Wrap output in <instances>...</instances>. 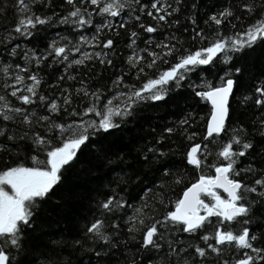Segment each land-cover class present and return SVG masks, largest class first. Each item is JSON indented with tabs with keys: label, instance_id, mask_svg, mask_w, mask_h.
<instances>
[{
	"label": "snow or ice",
	"instance_id": "1",
	"mask_svg": "<svg viewBox=\"0 0 264 264\" xmlns=\"http://www.w3.org/2000/svg\"><path fill=\"white\" fill-rule=\"evenodd\" d=\"M208 8L201 26L199 4L186 0H12L0 32V146L11 145L0 150L15 157L0 168V264H264V0ZM51 28L65 32L43 47L18 43ZM54 68L49 83L41 72ZM237 92L252 105L251 131L231 122ZM180 100L207 114L185 112L117 146L145 110ZM86 156L111 175L90 213L70 233L30 240ZM189 166L196 177L184 185Z\"/></svg>",
	"mask_w": 264,
	"mask_h": 264
},
{
	"label": "trees",
	"instance_id": "2",
	"mask_svg": "<svg viewBox=\"0 0 264 264\" xmlns=\"http://www.w3.org/2000/svg\"><path fill=\"white\" fill-rule=\"evenodd\" d=\"M187 3L196 2L200 6V10L197 12L198 22L202 25V20L200 17L204 12L208 11V6L210 4H216L222 6L229 2V0H186ZM5 4L8 5L7 9L0 13V32L3 31L4 27L9 25L13 19V9H12V0H0V9H4ZM46 11V10H45ZM145 23H149L147 19L144 20ZM181 27V32H182ZM227 32V28L224 29ZM57 32L64 33V28H51L42 31L38 39L29 38L28 42L23 40L18 41L22 47H43L47 42L45 37L51 38ZM155 35L159 36L160 33ZM124 33L121 31V42L118 46V52L121 56L128 52L124 48L123 44ZM143 47V44H141ZM122 49V51H121ZM254 58H257L253 66V71L258 73L259 71V50L252 54ZM117 64L119 65L120 61L117 59ZM167 65L160 64L159 70H164ZM96 71H99L97 66ZM59 72V68H54L52 70L44 69L41 72V76L44 77L49 83L52 82L55 75ZM111 73L105 71L102 76L96 77L94 74L91 79L88 80L89 85L95 87L98 83H104ZM79 79V77H78ZM73 87L78 86L77 82H72ZM186 87V86H185ZM47 91V89H44ZM241 93L237 92L231 97V122H238L243 125H247L249 130L253 128L252 119L254 112L252 110V105L249 104L247 107H244L240 103ZM191 107L185 105L183 100L179 101L178 106H170L167 110L163 109H147L143 112L142 116L138 120L135 126H132L125 130L124 133L117 134V146H119V141L122 139H131L132 141L139 140L141 136H146L147 132L150 131L152 126H156L170 121L178 119L179 116L183 115L185 112L194 111L197 117H203L207 114V109L201 103L197 105L190 101ZM201 121H198V125ZM143 128L144 132L141 133L139 130ZM198 132L202 131L201 127H197ZM179 137H173V140L179 142ZM202 139V137H201ZM259 139V137H257ZM197 143L200 140L195 141ZM190 146V145H189ZM181 148L184 145H180ZM210 147H212L210 145ZM0 149H11V145H2ZM15 159L14 155H9V151L0 150V168L4 167V161L8 160L11 163ZM211 158H209L210 160ZM177 163H179V156L176 157ZM183 167V166H182ZM184 176L183 184L188 185L194 181L196 177L195 171L189 166L183 169L182 172ZM111 178L109 173H106L102 168L93 163L91 156L82 157L81 160L75 165V167L66 174L65 183L62 185L60 192L64 195L62 206L57 207L54 203L45 204L41 209L38 216V234H31L30 240L39 239L40 235L50 234L54 238H58L60 233H70L75 226V222L79 221L83 223V217L87 216L91 209L89 207L91 203V197L95 190H97L100 184L105 180V178ZM182 191V186H176L174 191L170 192L169 195L173 199ZM207 199V198H205ZM213 220L215 218H212ZM43 229V232L40 233L39 229ZM224 259L231 260L233 256L227 250L224 252Z\"/></svg>",
	"mask_w": 264,
	"mask_h": 264
}]
</instances>
